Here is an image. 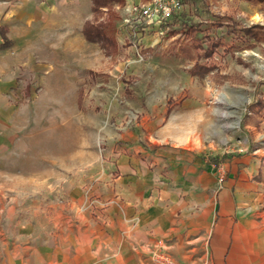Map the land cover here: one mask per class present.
Instances as JSON below:
<instances>
[{
  "label": "crops",
  "instance_id": "crops-1",
  "mask_svg": "<svg viewBox=\"0 0 264 264\" xmlns=\"http://www.w3.org/2000/svg\"><path fill=\"white\" fill-rule=\"evenodd\" d=\"M92 16V0H0V27L12 42L0 50V264H154L158 246L178 264H264V191L253 179L260 162L245 147L219 152V182L202 148L150 120L149 145L137 130L110 131L113 174L94 183L108 202L97 215L78 210L82 180L67 186L66 206L49 211L23 190L55 177L49 127H40L44 161L28 160L39 123L54 121L55 107L68 121L64 108L77 104L81 77L102 68L101 48L82 34Z\"/></svg>",
  "mask_w": 264,
  "mask_h": 264
},
{
  "label": "rangeland",
  "instance_id": "rangeland-1",
  "mask_svg": "<svg viewBox=\"0 0 264 264\" xmlns=\"http://www.w3.org/2000/svg\"><path fill=\"white\" fill-rule=\"evenodd\" d=\"M123 1L113 3L108 11L92 12L90 22L112 25L116 50L101 49V70L81 77L77 104L64 108L68 121L57 119L63 113L55 107L50 111L55 120L39 123L37 154L28 160L44 161L40 127H49L47 149L56 163L54 179L36 190H23L36 194L39 209L49 211L54 205L66 206L67 186L73 189L82 180L84 203L78 210L97 215L108 202L94 192V183L102 174L110 178L113 174L105 154L110 131L137 130L145 146L150 144L146 123L156 120L155 131L166 126L176 139L188 137V144L202 148L210 163L223 166V155L218 159V154L224 150H252L260 162L253 179L264 191V43L249 40L242 31L264 26V0H177L179 6L169 20L151 24L138 22L129 13L134 4L147 5L151 0ZM211 39L219 46L211 58L198 59ZM196 62L210 71L202 76L192 73ZM69 94L65 91L63 96L68 99ZM37 110L36 114H43L42 108ZM12 157L7 162L14 163ZM95 200L105 205L96 206Z\"/></svg>",
  "mask_w": 264,
  "mask_h": 264
},
{
  "label": "trees",
  "instance_id": "trees-1",
  "mask_svg": "<svg viewBox=\"0 0 264 264\" xmlns=\"http://www.w3.org/2000/svg\"><path fill=\"white\" fill-rule=\"evenodd\" d=\"M118 2L123 4V0H92V12L97 13L101 11L102 8L109 10V6L113 3ZM174 22H177V18H173ZM189 32H191L192 27L187 26ZM5 28L0 27V35L2 37V42L0 43V50L6 49L12 45V42L5 37ZM243 34L249 39L256 43H264V26L261 25H251L249 27L243 28ZM187 33V29H185ZM188 32V33H189ZM82 34L88 42L96 43L103 49L106 53H113L116 50V41L112 32V25L110 22H99V21H87L85 22ZM199 44L196 43V46ZM219 46V42L215 39L208 40L206 43V48L203 49L201 54L198 55V59H209L215 52L216 48ZM200 47V46H199ZM192 73L199 74L200 76L204 73H208L210 70L203 68L197 62L194 64Z\"/></svg>",
  "mask_w": 264,
  "mask_h": 264
},
{
  "label": "built area",
  "instance_id": "built-area-1",
  "mask_svg": "<svg viewBox=\"0 0 264 264\" xmlns=\"http://www.w3.org/2000/svg\"><path fill=\"white\" fill-rule=\"evenodd\" d=\"M151 0L147 5H136L134 4L131 8H129L130 14H135L138 22L144 20L147 24H151L157 20H169L172 15V11L178 8L179 3L177 0ZM129 21L127 20L126 23ZM139 56V54H138ZM140 57V56H139ZM131 123V120H128L125 123V128ZM102 140H98V144L102 143ZM210 167L217 173L218 181L221 182L224 177V168L220 163L211 162ZM92 203H96V206L105 205L101 201L95 200ZM151 259L154 264H178L175 262L170 256H168L160 246H158L151 253Z\"/></svg>",
  "mask_w": 264,
  "mask_h": 264
}]
</instances>
